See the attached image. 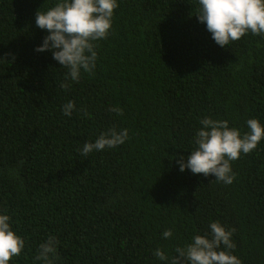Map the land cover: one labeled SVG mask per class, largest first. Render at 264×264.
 <instances>
[{
  "label": "trees",
  "instance_id": "1",
  "mask_svg": "<svg viewBox=\"0 0 264 264\" xmlns=\"http://www.w3.org/2000/svg\"><path fill=\"white\" fill-rule=\"evenodd\" d=\"M55 3L0 0V214L25 240L9 264H42L50 235L56 264H167L155 249L178 255L211 238L212 221L235 229L241 264H264V138L230 162L231 184L176 162L205 117L241 134L248 119L264 126V37L221 47L198 0H117L93 72L72 81L51 51H35L48 35L35 13ZM113 127L128 130L123 144L82 155Z\"/></svg>",
  "mask_w": 264,
  "mask_h": 264
},
{
  "label": "clouds",
  "instance_id": "2",
  "mask_svg": "<svg viewBox=\"0 0 264 264\" xmlns=\"http://www.w3.org/2000/svg\"><path fill=\"white\" fill-rule=\"evenodd\" d=\"M198 3V21L206 25L219 46L226 47L248 33L264 37V0H198ZM117 7V0H56L46 11L37 10L35 24L47 30L48 35L35 51H51L53 59L68 69L67 77L79 81L82 71L93 72L97 60L93 42L107 39ZM74 109V102L68 101L63 105V114L71 116ZM111 111L123 114L118 107ZM246 123L249 131L241 134L238 128L229 127L227 120L203 118L202 127L194 136L196 147L186 158L180 155L176 160L179 170L212 174L217 181L231 184L235 173L230 162L239 159L242 153H251L264 138V126L258 119L251 118ZM127 139L126 128L117 131L113 127L102 132L95 142H85L81 152L86 157L94 150L115 148ZM209 228L211 238L207 233L196 235L191 243L174 249L178 255L169 257L160 248L155 249L154 255L167 264H241L230 251L235 248L232 241L235 229H226L218 221L210 222ZM162 235L171 238L172 230L166 229ZM57 244V238L50 235L39 245L35 259L42 264H56ZM24 247L25 240L12 229L10 216L0 214V264H9L13 257H19Z\"/></svg>",
  "mask_w": 264,
  "mask_h": 264
}]
</instances>
